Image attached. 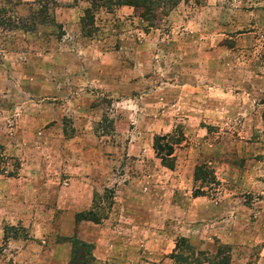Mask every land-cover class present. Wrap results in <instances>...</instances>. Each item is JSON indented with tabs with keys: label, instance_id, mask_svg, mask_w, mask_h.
Instances as JSON below:
<instances>
[{
	"label": "rangeland",
	"instance_id": "1",
	"mask_svg": "<svg viewBox=\"0 0 264 264\" xmlns=\"http://www.w3.org/2000/svg\"><path fill=\"white\" fill-rule=\"evenodd\" d=\"M87 7L0 0V139L36 133L19 153L0 143V264H53L67 235L102 236V264L149 262L146 240L172 250L179 236L264 264V0L180 1L153 26L130 6L101 7L82 31ZM178 128L168 169L152 139ZM71 161L91 167L97 226L63 208ZM200 164L214 180H193ZM18 190L24 211L8 196Z\"/></svg>",
	"mask_w": 264,
	"mask_h": 264
},
{
	"label": "trees",
	"instance_id": "2",
	"mask_svg": "<svg viewBox=\"0 0 264 264\" xmlns=\"http://www.w3.org/2000/svg\"><path fill=\"white\" fill-rule=\"evenodd\" d=\"M89 3V7L83 10V15L80 17L81 29L83 31L85 24H91L93 20V10L97 8H105L111 11L113 6H130L133 8L136 16L147 21L148 26H153V21L157 15H164L168 9L175 7L180 1L188 0H85ZM41 6V5H40ZM3 11V10H1ZM0 11V12H1ZM45 7L42 6L37 13L40 15L38 18L45 21L46 15ZM34 15V13H33ZM53 21V17L50 18ZM83 35H89L85 33ZM183 140V133L178 128L174 133L155 134L152 139V149L155 156L159 159L161 165L168 169H172L174 165V146L179 145ZM12 175V174H10ZM194 181L204 182L206 178L213 179L211 172L206 169L205 165H196L192 172ZM108 193V190H104ZM193 196L204 195L202 189H195ZM109 204V202H108ZM100 214L93 209L77 212L74 214V221H92L99 222ZM14 228L13 226H9ZM13 237H17L16 233ZM58 241H67L70 243L69 259L66 264H91L93 260L92 249L93 245L84 240H81L75 235L61 236L57 238ZM168 257L171 259V264H230V247L227 244L217 243L213 252L205 250H197L192 246L188 240L179 236L175 242L172 250L169 252Z\"/></svg>",
	"mask_w": 264,
	"mask_h": 264
},
{
	"label": "crops",
	"instance_id": "3",
	"mask_svg": "<svg viewBox=\"0 0 264 264\" xmlns=\"http://www.w3.org/2000/svg\"><path fill=\"white\" fill-rule=\"evenodd\" d=\"M124 6L119 7L123 8ZM63 13L72 14V17H67V18H75L76 14H74V8H68L65 9L63 11ZM82 13V12H81ZM81 13H78V15L80 16ZM57 14V13H55ZM54 14V18H55V22H58V24L60 23H65L66 19L64 17H62V20L59 19L58 14L55 15ZM74 15V17H73ZM78 19V18H77ZM76 19V20H77ZM63 27V26H62ZM83 52V51H82ZM98 74H100V79L102 76V71H100ZM96 75V74H95ZM94 75V76H95ZM90 76V75H89ZM7 81V79H5ZM34 127H24V135L26 137H29V141L25 140L24 138L20 139L19 138H15L17 141L14 142L12 140V142L8 139L7 140V136H3V138L0 139V143L4 145V149L5 150H15L18 151V153L20 152V149H27L31 144H33V139H34V135L35 133V129H33ZM19 132H22V127H18ZM38 132V131H37ZM41 132V131H40ZM39 132V133H40ZM38 138V137H37ZM71 168L73 169V175L70 176L69 178V185H68V189L69 191L66 193V201H64L66 203V206L63 207L64 210L67 211H72V213H77V212H82V211H86L88 209L91 208V204H92V193H93V183L94 180H92V172L89 171L90 170V166H82L81 164H79V162L76 164V162L71 161ZM36 176V174L32 175V178H34ZM28 177L25 176V178H23V180H27ZM94 179V178H93ZM31 184V183H30ZM31 186H34V194H32L35 197V184H31L29 187L31 188ZM15 193V192H14ZM21 191L18 190L17 195L15 198L13 195H8L12 198L15 199V202L11 203V205L14 207V211H24V209L26 208V205H29L26 201L23 202L24 197L22 196ZM29 195H31L29 193ZM25 199H26V195H25ZM60 198H58V202H59ZM32 203L34 201V199H31ZM31 204V203H30ZM27 210V209H26ZM73 222L75 224H80L82 222L84 223H91L92 225H99V222L94 223L92 221H85V220H80V221H74L73 218ZM70 236V235H67ZM81 240H84L88 243H91L93 245V249H92V256H93V260L91 261V264H102V262H104V260H108L107 257L110 255L108 252L110 251V248L107 246H104L103 249L104 251H102V246L98 245L99 241L102 240V236L98 235V237H93L86 239V238H80ZM106 241V239H105ZM146 250L141 249V256H143L145 259L150 260L149 262H142L143 264H171V259L168 257L169 252L171 251V247H172V243L171 240H164V242L162 243L161 246H158V249L162 248L161 251H158L156 249H154V242L153 239H149L146 240ZM110 243V242H109ZM171 243V244H170ZM154 246V247H153ZM166 247V249H164ZM53 249L54 251H56L57 256L55 257V261L53 264H66L67 260L69 259V252H70V243L67 241H60L57 242L53 245ZM208 250H210L211 252H213L215 249L212 247L207 248ZM107 251V252H106ZM263 253H258V255H261ZM246 258H242L240 257V255L238 256H234L232 255L230 257V264H246L245 262ZM261 260V258H260ZM257 261V259L255 260ZM252 262L251 264H255L258 263L257 262ZM260 262V261H259ZM140 263V264H142Z\"/></svg>",
	"mask_w": 264,
	"mask_h": 264
}]
</instances>
